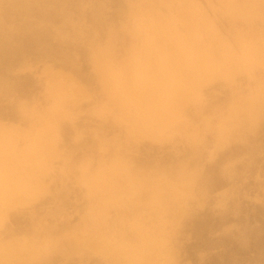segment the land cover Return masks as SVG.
I'll return each instance as SVG.
<instances>
[{
    "label": "rangeland",
    "instance_id": "rangeland-1",
    "mask_svg": "<svg viewBox=\"0 0 264 264\" xmlns=\"http://www.w3.org/2000/svg\"><path fill=\"white\" fill-rule=\"evenodd\" d=\"M0 159V264L250 247L264 0H0Z\"/></svg>",
    "mask_w": 264,
    "mask_h": 264
},
{
    "label": "trees",
    "instance_id": "trees-1",
    "mask_svg": "<svg viewBox=\"0 0 264 264\" xmlns=\"http://www.w3.org/2000/svg\"><path fill=\"white\" fill-rule=\"evenodd\" d=\"M246 205L254 207L259 212L264 211L263 204L247 202ZM251 224L259 222L260 226L257 228L261 230L263 234L257 238H253L250 243V247L242 248L238 244L227 242L223 245H218V240L209 239V233L206 236H202L195 243L190 245L188 250V256L192 261V264H264V220L261 217L251 218ZM18 230L24 223L22 218L17 217L11 222ZM216 243L218 246H212V243ZM199 245L200 249L194 246ZM213 247V248H212ZM207 253L203 258L199 257V253Z\"/></svg>",
    "mask_w": 264,
    "mask_h": 264
},
{
    "label": "bare ground",
    "instance_id": "bare-ground-1",
    "mask_svg": "<svg viewBox=\"0 0 264 264\" xmlns=\"http://www.w3.org/2000/svg\"><path fill=\"white\" fill-rule=\"evenodd\" d=\"M0 182H1V159H0Z\"/></svg>",
    "mask_w": 264,
    "mask_h": 264
}]
</instances>
